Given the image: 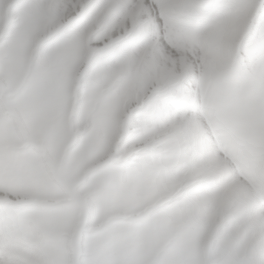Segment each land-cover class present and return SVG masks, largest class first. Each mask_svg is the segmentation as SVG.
<instances>
[{"label": "snow or ice", "instance_id": "obj_1", "mask_svg": "<svg viewBox=\"0 0 264 264\" xmlns=\"http://www.w3.org/2000/svg\"><path fill=\"white\" fill-rule=\"evenodd\" d=\"M82 39L92 64L111 68L148 49L149 62L168 66L170 79L144 84L132 121L191 117L195 134L179 135L194 153L231 151L250 99L264 123V0H0V104L44 102L37 66Z\"/></svg>", "mask_w": 264, "mask_h": 264}, {"label": "rangeland", "instance_id": "obj_2", "mask_svg": "<svg viewBox=\"0 0 264 264\" xmlns=\"http://www.w3.org/2000/svg\"><path fill=\"white\" fill-rule=\"evenodd\" d=\"M83 39L72 51L86 59L88 50ZM156 76L155 73L125 62L107 68L105 90L116 88V95L105 98L101 91L89 97V110L81 114L79 123H74L77 113L81 112L79 87L76 84L70 85V95L67 96L61 87L49 82L48 97L44 102L17 101L7 109L0 104V238L11 244L7 248L13 254L12 264H111L106 233L89 241L85 251L81 247L82 236L80 242L64 240V218L26 212L18 202L25 189L47 188L43 180L51 175L58 159L67 160L70 155L73 159L90 156L95 149L92 128L96 121L106 120L111 124L117 146L137 126L147 130L140 147H155L161 155H165L173 146L181 145V137L175 128L177 124L161 125L148 120L133 124L134 105L141 98L144 84L154 79L171 78ZM249 112L250 108L247 107V114ZM127 147L129 151H135L137 144L131 142ZM232 148L225 152L224 160L214 154V157L204 162V155L193 153L190 155L194 156V163L187 164L181 161L180 153L170 160L162 161L159 177L166 194L153 207L164 208V211L154 218V223L149 224V231L154 235L167 236L170 243L181 249L202 246L206 255L216 254L220 257L219 264H252L245 244L238 240L233 228L221 220L222 215L217 209L212 207L205 212L198 211L191 195L196 186L201 185H193L197 171L195 168L200 171L207 162L216 163V160L227 163L230 156L238 160L234 164L239 171L237 180L244 181L240 190L248 191L250 197H260L264 193V182L260 176L264 173V164L260 163V160H264L263 153L253 151L257 155L250 156L239 146L233 145ZM193 165L197 166L192 169ZM240 167L249 172L250 179L242 175ZM87 176L88 173H85L84 179ZM223 189L219 188L218 191L222 192ZM111 223V219L106 220V224ZM184 264L203 262L187 261Z\"/></svg>", "mask_w": 264, "mask_h": 264}, {"label": "clouds", "instance_id": "obj_3", "mask_svg": "<svg viewBox=\"0 0 264 264\" xmlns=\"http://www.w3.org/2000/svg\"><path fill=\"white\" fill-rule=\"evenodd\" d=\"M36 71L42 82H54L66 96L70 95V85L79 87L81 112L77 113L74 123H79L81 114L89 110V97L101 91L105 98L117 93L116 88L105 90L107 68L89 63L75 51L66 52L54 61H48L45 54ZM111 127L106 120L94 122L95 149L90 156L73 159L70 155L67 160L58 159L51 175L43 180L47 188L25 189L19 206L26 212L64 218V240L80 242L82 236L81 247L85 251L89 241L106 233L111 264H184L187 261L219 264L220 257L206 255L202 246L181 249L170 243L167 236L149 231V224L164 211V208L153 207L166 194L159 177L162 161L180 153L190 155L194 152L184 144L173 146L165 155L155 147H140L147 130L139 126L117 146ZM184 127L195 134L191 117L184 118ZM131 142L137 144L135 151L127 147ZM85 173H88L87 179H84ZM234 179H239V171L228 159L225 172L197 186L191 195L193 198L210 195L215 187ZM260 208L264 210V203ZM107 219L112 220L110 225L106 224Z\"/></svg>", "mask_w": 264, "mask_h": 264}, {"label": "bare ground", "instance_id": "obj_4", "mask_svg": "<svg viewBox=\"0 0 264 264\" xmlns=\"http://www.w3.org/2000/svg\"><path fill=\"white\" fill-rule=\"evenodd\" d=\"M132 15L134 14H130L129 18H131ZM150 55V51L148 49H145L144 52L141 53V55L135 61L125 62V64L131 63L148 72L155 73L157 75L156 78L172 77L173 73L170 71L166 64L158 67L154 62H149ZM245 105L246 103L242 106L241 114L237 117L242 123L243 131L233 145H235V147L239 146L243 150V152L250 154V156L255 154L253 151H260L261 153H263L262 156H264V123L257 119L256 105L253 101L251 103H249L248 101L247 106ZM247 107L250 108L249 114H247ZM244 119H250V121H244ZM176 124L177 125H175V128L179 134V129L184 127V125L182 121ZM262 134L263 136L261 137ZM259 137H261L260 140ZM182 144L183 141L181 142V145ZM237 154L238 152H236L235 155L237 156ZM204 157H206L204 160L205 162L209 158L214 157V153H209L207 155H204ZM193 158L194 156L192 155H184L183 153L180 154V159L183 163L192 164V162L194 163ZM260 161V163L264 164V160ZM206 164L207 165L204 168H201L200 171H198V168H195L197 171L194 174L195 182L193 183V185H203L206 184L207 181L211 182L217 176L221 175L227 170V163L221 161L216 160V163L207 162ZM195 166L193 165L192 169ZM253 176L256 177L257 175ZM260 176L261 181L264 182V173H261ZM246 180L247 182L249 181L248 179ZM243 182V180L239 181L237 179H234L229 182L222 183L220 185L223 186L215 187L211 191L210 195H206L201 198H193V201L196 205V208L200 212H205L212 207H215L217 209V212L222 215L221 220L232 227L233 232L236 233L238 237V240L245 244L246 251L253 261L252 264H259L260 254L264 253V210L260 208L261 203H264V193L260 194V197H258L257 195L250 197L248 191L240 190ZM219 188L224 189L222 190V192H219ZM219 193H221V195L223 194V196L219 195ZM10 245L11 244H9L8 241L0 238V264H12L11 257L13 254L12 252H10V249H8L10 248Z\"/></svg>", "mask_w": 264, "mask_h": 264}]
</instances>
